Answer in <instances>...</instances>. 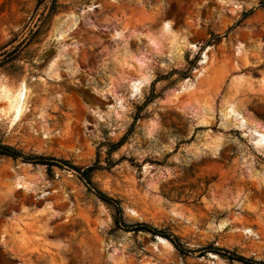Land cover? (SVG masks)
Instances as JSON below:
<instances>
[{"label": "rangeland", "instance_id": "1", "mask_svg": "<svg viewBox=\"0 0 264 264\" xmlns=\"http://www.w3.org/2000/svg\"><path fill=\"white\" fill-rule=\"evenodd\" d=\"M0 144L67 163L0 153V264L264 261V0H0Z\"/></svg>", "mask_w": 264, "mask_h": 264}, {"label": "trees", "instance_id": "2", "mask_svg": "<svg viewBox=\"0 0 264 264\" xmlns=\"http://www.w3.org/2000/svg\"><path fill=\"white\" fill-rule=\"evenodd\" d=\"M122 140L119 141L118 143H115L113 145V147L120 146L122 144ZM0 153L12 156L14 158L23 157L25 160H27L29 162L45 164L48 166H53V165L62 166L63 164H67L66 161H64V160H60L58 158L43 155V154H31V155L26 156V155H23L22 151L14 148L10 145H4V144H0ZM100 167L101 166L98 164H93V165L86 167V168H77V170H78V172H80V175L86 180V182H88L90 184V172L93 169L100 168ZM94 190H95L96 194L102 200H104L106 202H115L117 209L119 210V212H121V207H120L118 200L109 196L108 194H106L105 192H103L100 189L94 188ZM116 223H117V225H119L121 222H120V220H118L116 218ZM124 227H126L127 230H140L142 228V229L149 230L153 233H158V234L164 235L163 230L158 229L154 226H151L150 224H147V223H140V224L138 223L137 226L135 224H124ZM172 241L179 250H181V251L185 250L184 246L182 245V243L180 242V240L176 236H174V240H172ZM214 249L217 250L220 248H214ZM225 251H226V253H228L227 255L229 258L241 261L245 264H264V261H262V260H254L252 258L246 257V256H244L242 254H238L236 252H232V251L227 250V249H225Z\"/></svg>", "mask_w": 264, "mask_h": 264}, {"label": "bare ground", "instance_id": "3", "mask_svg": "<svg viewBox=\"0 0 264 264\" xmlns=\"http://www.w3.org/2000/svg\"><path fill=\"white\" fill-rule=\"evenodd\" d=\"M25 90H26V84L23 83L22 87L19 90H16L12 95H8L10 94V90L5 89V97H8L9 99V108L13 109L15 108L17 110V112L19 113V109H20V105L23 102L24 103V99H25ZM17 114V113H16Z\"/></svg>", "mask_w": 264, "mask_h": 264}]
</instances>
